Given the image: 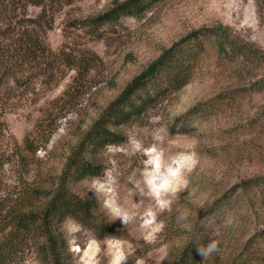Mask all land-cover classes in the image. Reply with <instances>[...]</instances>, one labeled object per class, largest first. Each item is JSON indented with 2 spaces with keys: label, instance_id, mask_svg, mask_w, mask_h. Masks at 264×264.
Wrapping results in <instances>:
<instances>
[{
  "label": "rangeland",
  "instance_id": "obj_1",
  "mask_svg": "<svg viewBox=\"0 0 264 264\" xmlns=\"http://www.w3.org/2000/svg\"><path fill=\"white\" fill-rule=\"evenodd\" d=\"M56 1L19 9L35 20L22 19L40 55L0 88V234L16 204L36 205L35 192L56 185L72 148L165 48L220 25L264 49L257 0H159L97 30L79 21L121 0ZM204 40L188 83L112 125L119 141L90 153L101 173L73 189L96 198L111 235L67 218L60 228L72 264H167L197 223L215 243L203 264H229L241 252L243 264H264V202L253 206L239 194L225 213L201 216L242 180L264 176V68L220 56L214 39ZM150 159L162 171L184 161L159 196L145 182ZM18 250L15 264H41L36 246Z\"/></svg>",
  "mask_w": 264,
  "mask_h": 264
},
{
  "label": "trees",
  "instance_id": "obj_2",
  "mask_svg": "<svg viewBox=\"0 0 264 264\" xmlns=\"http://www.w3.org/2000/svg\"><path fill=\"white\" fill-rule=\"evenodd\" d=\"M156 1L159 0L116 1L104 12L79 22L83 27L97 30L106 23L119 21L123 16H139ZM257 1L259 14L264 20V0ZM46 2L52 4L57 1L0 0V88L15 72L40 55L35 31L29 23L22 21L35 20L22 17L19 9L27 4L43 3L45 7ZM207 38L214 39L220 56H242L264 68V49L236 37L220 25L211 28L203 40L193 35L165 48L128 82L72 148L56 185L35 192L39 203L16 204L6 214L5 226L0 234V264H15L18 249L29 245L37 247L41 264H72L68 240L60 228L67 218H73L98 232L106 231L104 236L111 235L109 225L98 216L96 198L79 194L73 185L101 173L99 165L90 158V153L95 148L119 141L110 129L112 125L141 115L166 92L179 89L190 81L195 62L205 50L204 39ZM239 194H245L253 206L264 202V176L242 180L235 192L225 193L204 210L202 218L225 213ZM209 242V230L197 223L176 258L167 264H203ZM245 260V253L241 252L229 264H243Z\"/></svg>",
  "mask_w": 264,
  "mask_h": 264
},
{
  "label": "clouds",
  "instance_id": "obj_3",
  "mask_svg": "<svg viewBox=\"0 0 264 264\" xmlns=\"http://www.w3.org/2000/svg\"><path fill=\"white\" fill-rule=\"evenodd\" d=\"M146 163L151 164L152 167L151 171L146 170L145 172V182L149 186V189L157 196H159L162 191H166L173 185L184 167V161L182 160H174L163 171L161 170L158 160L153 162L150 159ZM213 250H215L214 242L209 245L207 251L210 252Z\"/></svg>",
  "mask_w": 264,
  "mask_h": 264
}]
</instances>
